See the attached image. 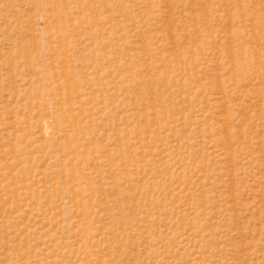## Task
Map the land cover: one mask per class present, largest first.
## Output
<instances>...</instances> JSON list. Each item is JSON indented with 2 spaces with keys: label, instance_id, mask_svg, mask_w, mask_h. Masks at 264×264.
Wrapping results in <instances>:
<instances>
[{
  "label": "rangeland",
  "instance_id": "1",
  "mask_svg": "<svg viewBox=\"0 0 264 264\" xmlns=\"http://www.w3.org/2000/svg\"><path fill=\"white\" fill-rule=\"evenodd\" d=\"M0 264H264V0H0Z\"/></svg>",
  "mask_w": 264,
  "mask_h": 264
}]
</instances>
